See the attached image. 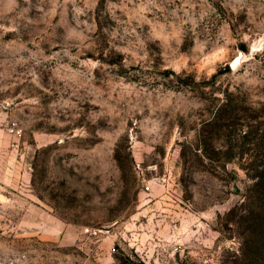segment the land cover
Returning <instances> with one entry per match:
<instances>
[{"label": "rangeland", "instance_id": "obj_1", "mask_svg": "<svg viewBox=\"0 0 264 264\" xmlns=\"http://www.w3.org/2000/svg\"><path fill=\"white\" fill-rule=\"evenodd\" d=\"M262 164L264 0H0V264H264Z\"/></svg>", "mask_w": 264, "mask_h": 264}, {"label": "trees", "instance_id": "obj_2", "mask_svg": "<svg viewBox=\"0 0 264 264\" xmlns=\"http://www.w3.org/2000/svg\"><path fill=\"white\" fill-rule=\"evenodd\" d=\"M258 180L264 185V164H262L261 169L258 174Z\"/></svg>", "mask_w": 264, "mask_h": 264}, {"label": "water", "instance_id": "obj_3", "mask_svg": "<svg viewBox=\"0 0 264 264\" xmlns=\"http://www.w3.org/2000/svg\"><path fill=\"white\" fill-rule=\"evenodd\" d=\"M240 59H241V54L238 55V56H236V57L233 59V61L231 62V66L235 68V67L239 64Z\"/></svg>", "mask_w": 264, "mask_h": 264}]
</instances>
